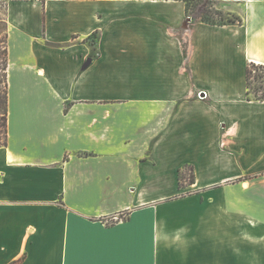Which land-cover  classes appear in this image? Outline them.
Segmentation results:
<instances>
[{"label": "crops", "instance_id": "0c3cea01", "mask_svg": "<svg viewBox=\"0 0 264 264\" xmlns=\"http://www.w3.org/2000/svg\"><path fill=\"white\" fill-rule=\"evenodd\" d=\"M220 1L0 0V264H264V0Z\"/></svg>", "mask_w": 264, "mask_h": 264}, {"label": "rangeland", "instance_id": "374dc122", "mask_svg": "<svg viewBox=\"0 0 264 264\" xmlns=\"http://www.w3.org/2000/svg\"><path fill=\"white\" fill-rule=\"evenodd\" d=\"M196 1V0H195ZM193 2V0H192ZM6 4L0 2V144L5 142V65H6ZM188 15L193 19L201 20L202 16L209 17L215 21L228 20L237 16L232 12V7L220 0H202L191 6ZM264 78H260V70L253 68L250 83H251V96H255L256 92L261 94L260 85ZM185 175L188 177L190 170L186 168L184 170Z\"/></svg>", "mask_w": 264, "mask_h": 264}, {"label": "trees", "instance_id": "16d2710c", "mask_svg": "<svg viewBox=\"0 0 264 264\" xmlns=\"http://www.w3.org/2000/svg\"><path fill=\"white\" fill-rule=\"evenodd\" d=\"M186 2V8H187V12L190 11L191 6L194 5L195 3H197L198 1L201 2L202 0H184ZM201 21L211 24V25H224L227 23H242L243 22V18L241 16H235L234 18H230L228 20H222V21H215L210 19L209 17L206 16H202L201 17ZM5 53H6V65H5V86H6V95H5V107H4V116H5V136L7 137V82H6V69H7V48H5ZM253 68H256L258 70H260V78H264V64L262 63H254L251 62L246 69V75H247V85H248V92H247V96L249 100H261L264 101V80H262V84L260 85L261 88V94L256 92V95L253 97L251 96V83H250V79H251V75H252V71ZM6 137H5V142L3 144H6ZM0 144V145H3ZM188 168L190 170V173L188 175V177L185 175L184 170ZM195 180V173H194V167L193 166H185L182 170H180V187H184L185 183H193ZM20 260L14 261L11 264H19Z\"/></svg>", "mask_w": 264, "mask_h": 264}]
</instances>
